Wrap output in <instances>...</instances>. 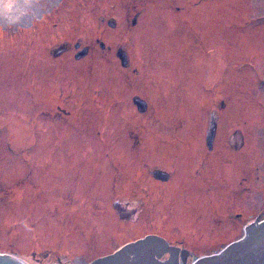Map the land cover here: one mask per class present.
<instances>
[{
  "label": "rangeland",
  "instance_id": "obj_1",
  "mask_svg": "<svg viewBox=\"0 0 264 264\" xmlns=\"http://www.w3.org/2000/svg\"><path fill=\"white\" fill-rule=\"evenodd\" d=\"M174 1L0 0V253L89 264L158 234L203 256L264 208V0ZM103 12L118 28L105 21L102 60Z\"/></svg>",
  "mask_w": 264,
  "mask_h": 264
},
{
  "label": "water",
  "instance_id": "obj_2",
  "mask_svg": "<svg viewBox=\"0 0 264 264\" xmlns=\"http://www.w3.org/2000/svg\"><path fill=\"white\" fill-rule=\"evenodd\" d=\"M121 61H125L119 55ZM215 127L211 126L207 141L212 142ZM158 235L127 243L114 253L89 264H264V220L258 218L245 226L242 237L227 244L219 252L188 262L186 253ZM169 254L168 258L165 255ZM0 264H29L23 257L0 253Z\"/></svg>",
  "mask_w": 264,
  "mask_h": 264
},
{
  "label": "flooded vegetation",
  "instance_id": "obj_3",
  "mask_svg": "<svg viewBox=\"0 0 264 264\" xmlns=\"http://www.w3.org/2000/svg\"><path fill=\"white\" fill-rule=\"evenodd\" d=\"M175 1L173 3H175ZM200 1L201 0H199L198 3H200ZM140 2H141V0H140ZM141 3L144 5L143 2H141ZM135 9H136V7H135ZM178 11H180V9ZM140 13L141 12H139V11L135 13V17H134V19L132 21L133 26L137 25L138 16L140 15ZM105 15L106 14L104 12L101 14V27H102L101 28V36H100V38L96 39V43L99 44V47H100V50H101V55L100 56H101L102 60L105 59V56L103 55L104 52H106L107 55H108V52L106 51L107 46H106L105 42L103 41L104 35H105L104 32H106V28H105V25H104L105 21L107 22L108 26L111 29L118 28L117 27L118 24L116 23V20H114V19L113 20L112 19H108L107 20ZM194 31H196V30H194ZM82 44H83V42L81 41L80 44H78V45H76L74 47L75 50H76V53H77L76 54L77 59H79V58H82V59L84 58L85 59L94 50L92 44L89 45V46H85V45H82ZM70 48H71L70 44H67V45L63 46L56 55L61 56V55L65 54V53H67V52L70 51ZM116 49H117L116 56H118V59L120 60V65L122 66V68L123 69L130 68V65H132V62L130 60V56L128 54H126L127 50L126 49L122 50L121 48H116ZM108 50H112V48L109 47ZM119 55H122L125 58L124 62L121 61V59L119 58L120 57ZM100 56H99V58H100ZM101 65H102V61H101ZM117 78H118L119 81H121L120 77L117 76L116 79ZM128 79L131 80V77L128 76ZM121 94H122V92H119L118 96L121 95ZM133 103L136 106L137 111L139 112V114H145V113L150 112V109H149L150 105H149V102L147 101V98L142 97V96L140 97V96L136 95L133 98ZM226 106H227V104L222 102L221 108H225ZM212 116L213 117H212V121H211V124H210V128H211L212 125H214V127H215L214 139H213L212 142H209V141H207V137H206V141H205V147L206 148L204 147L205 149L208 150L209 153H212L214 151L215 141H216L217 134H218L217 133L218 132V123H219V120H220V115H219V113L217 111H214ZM132 133H133L132 137L134 138L135 146H137L138 148H143V145H144L145 142L142 140L141 132L137 131V130H135V131L133 130ZM228 145H229V148L232 149L234 152L239 153L240 151H242L244 146H245V140H244L243 134L240 131H236L235 134H233L230 137V139L228 140ZM204 151L201 152V155H200V157H198V160H199V158L201 159V157L203 159L206 157V153ZM202 163L203 162L201 161L200 167H203ZM183 170H184V168H183ZM184 172H185V170H184ZM151 174H152V176H153V178L155 180H157L159 182H162V183L170 182L172 180V176H173V175H171L170 172L165 171L163 169H159L157 167L152 169ZM182 175H183L184 179H186V176H187L186 173H183ZM185 183H187V180H184L182 182V184L186 185ZM142 208L140 207V209H141L140 214L143 211ZM136 211L137 210H133V209L129 208L128 211L124 212V214H121V216L124 217V218H131V216L129 214L131 212H136ZM243 213L244 212H236L235 213V219L238 220V221H241L242 219H244V214ZM136 218L138 219V217H136ZM258 218L264 219V208L262 210H260L259 213L255 217L251 216L250 219L247 218L248 220L247 219H246L247 221L245 220L246 223H244L245 224L244 228H245L246 225L256 221ZM150 235H158V234H150ZM159 236H161V235H159ZM161 237L166 239V241L169 244H171L172 246H176V247L180 248L181 249V253L180 254H182V252H185L186 253V258H187L188 261H193L194 259L199 258V257H203V256L213 255V254L219 252L223 248V247L219 248V249L215 248V249H212V250L206 252L203 256H199L200 254L198 252L192 251L190 248H187L186 246H184L182 244H180V245L172 244L167 237H164V236H161ZM104 256H107V255H104ZM101 257H103V256H101ZM168 257H169V254L165 255V258H168Z\"/></svg>",
  "mask_w": 264,
  "mask_h": 264
},
{
  "label": "clouds",
  "instance_id": "obj_4",
  "mask_svg": "<svg viewBox=\"0 0 264 264\" xmlns=\"http://www.w3.org/2000/svg\"><path fill=\"white\" fill-rule=\"evenodd\" d=\"M8 7H9V8H11V7H12V5H8Z\"/></svg>",
  "mask_w": 264,
  "mask_h": 264
}]
</instances>
